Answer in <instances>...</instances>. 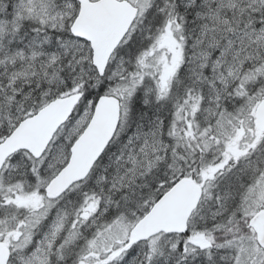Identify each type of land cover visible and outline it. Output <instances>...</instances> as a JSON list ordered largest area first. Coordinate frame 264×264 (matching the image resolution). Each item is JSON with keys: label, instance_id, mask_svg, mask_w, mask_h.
<instances>
[{"label": "snow or ice", "instance_id": "snow-or-ice-1", "mask_svg": "<svg viewBox=\"0 0 264 264\" xmlns=\"http://www.w3.org/2000/svg\"><path fill=\"white\" fill-rule=\"evenodd\" d=\"M0 264H264V0H0Z\"/></svg>", "mask_w": 264, "mask_h": 264}]
</instances>
